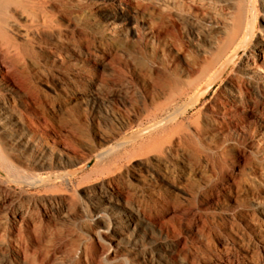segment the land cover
I'll return each mask as SVG.
<instances>
[{"label":"rangeland","instance_id":"obj_1","mask_svg":"<svg viewBox=\"0 0 264 264\" xmlns=\"http://www.w3.org/2000/svg\"><path fill=\"white\" fill-rule=\"evenodd\" d=\"M62 1L55 0L61 6L59 11L51 10L61 20L60 37L40 36L33 43L38 53V72L41 71L37 75L32 71L31 81L37 86L40 97L28 112L33 123L26 136L29 145L26 149L16 147V151L11 152L0 136V152L15 164L20 176L22 173V176L39 174L45 177L39 185L17 184L0 170V264H151L149 260L157 245H165L168 239L156 228L148 233H134L128 229L122 207H131L143 218L153 219L161 211L157 202L164 199L176 207L179 205L180 209L195 206L201 214H206L203 217L206 220L199 228V238L188 239L183 235L185 245L168 254L167 264H211L203 254L205 247L213 251L221 250L223 246L230 248L231 255L238 251V255L250 264H264V254L255 247L249 231L252 222L264 223V181L260 179L264 174V145L256 144L253 149L240 143L236 150L215 160L211 172L201 153L191 157L180 152L164 160L166 170H158L136 150L140 145L138 138L160 126L145 129V134L139 136L138 128L151 122L150 118H144L138 124L137 121L132 123L118 137L119 142H131L124 149V153L130 154L126 153L115 167L109 166L115 155L104 161L95 160L84 149V143L99 149L100 133H112L104 119L113 126L115 120L105 110L132 116L127 103L137 105L141 94L133 72L138 69V63L179 64L186 55L187 58L197 57V49L206 48V40L215 36V27L196 11L171 8L164 0H137V3L141 2L143 19L127 12L117 1L81 0V8L74 7L73 0ZM212 2L220 8L225 6L220 0ZM253 5L255 39L260 37L259 33L264 34V11L260 9L259 1L255 0ZM156 23L163 25L161 30L165 28L167 34L159 40L151 33V27ZM199 33L205 39L198 36ZM230 70L212 85L201 105L185 114L189 123L197 120L203 105L230 92V81H239L236 73L229 74ZM208 79L198 85L207 83ZM239 86L238 103L261 118L250 126V137L262 141L257 129L264 127V98L251 86ZM4 99L8 100L9 108L24 111L21 103L24 97L9 93ZM186 101L187 97L181 103ZM179 120L186 123L182 118ZM20 154L27 159L25 164L20 161ZM67 154L80 157L81 165L66 167L62 171L66 178L62 181L57 177L49 178L52 172L58 171L54 162ZM222 171L226 172L227 181L220 174ZM208 176L211 187L223 186L212 191L215 195L206 188ZM142 179L150 180L151 189H144ZM181 191L189 195L188 202L179 198ZM100 192L112 195L120 206V209L116 205L110 206L111 216L104 217L107 221L109 218L119 220L120 236L115 231L105 235L100 244L109 248L106 243H110L116 254L112 252V256H106L98 249L92 263L83 255L82 242L95 241L94 208L106 206ZM209 194L212 198L201 207L199 203Z\"/></svg>","mask_w":264,"mask_h":264},{"label":"bare ground","instance_id":"obj_2","mask_svg":"<svg viewBox=\"0 0 264 264\" xmlns=\"http://www.w3.org/2000/svg\"><path fill=\"white\" fill-rule=\"evenodd\" d=\"M109 1H117L125 6L127 12L134 16H140L143 19V15L141 14L142 8L140 9L141 4H139L141 2L137 3V0ZM164 1L171 8L194 10L205 16L215 27V36L206 40V48L197 49L199 56L187 58L186 55L185 58L181 59V62L179 61V64H166L162 61L153 62L149 65L144 62L138 63V69H133V72L135 79L139 83L141 94L140 102L137 105L127 103L129 104L128 109L133 112L132 116L123 112L114 114L110 109L105 110L115 120V126H113L109 121L104 119L105 125L109 127L112 133L108 134L105 131L100 133L99 149H95L88 143H84V149L95 160H103L115 155L116 158L113 157L115 158L113 163L108 164L115 167L128 154L127 151L124 153V149L131 143L129 140L128 142H119L117 139L120 134L128 129L132 123L137 121L138 124L141 119L150 118L151 122L148 125L138 128L139 136L145 134L143 133L145 129H150L156 125L160 126L152 133L138 138L140 145L136 150H138L139 156H145L148 163L154 168L166 170L167 167L164 160L168 157H175L179 152L188 154L191 157L201 153L206 167L211 172L214 164H216L215 160L218 161V158H223L225 155L236 150L240 143H246L253 149H255L254 145L256 144L258 146L264 145L263 126H259L257 129L259 136L262 137V141H255L256 139L251 138L249 133L250 126L254 122L258 123V120L261 118L242 107L237 100L238 95H240V84L255 88L264 98V34L259 33L260 37L253 38L254 23L256 21L253 5L255 0L251 3V0H220L224 3V8L217 7L218 4L216 6L212 0ZM258 1L260 2V9L264 11V0ZM81 2V0H73L71 4L76 8H81ZM157 3L159 2L157 1ZM164 7L167 6L164 5ZM55 9L58 11L61 9V6L55 0H0V136L3 137V141L11 152H14L16 147L26 149L29 145L26 136L33 123L28 112L31 111L32 105L36 104L40 97L37 86L31 81V72L36 71L34 74L37 75L39 69L37 61L38 53L34 50L33 43L36 37L40 36L54 39L55 37L57 39L60 37L62 23L60 22L61 20L59 21L52 14L51 10ZM84 13L87 14L86 12ZM161 26L159 23L153 24V27L150 26L151 33L158 40L167 36L164 31L165 28L161 30ZM202 33H199L198 36L205 39ZM229 69H231L229 74L236 73L239 76L240 84H237L239 81L237 83L230 81L228 83L230 92L223 96V98H212V101L203 105L201 108L202 112L201 114L200 112L198 113L199 117L197 116V120L189 123V120L184 117L185 114L189 110H193L201 105L212 85L216 84ZM205 78H209L208 82L198 85ZM9 93L19 95L20 98H25L21 101L25 107L24 111L18 109L16 111L9 108L8 100L4 99V96ZM185 97H187V101L181 103ZM180 118L184 119L186 123L179 120ZM256 150L260 151L259 149ZM67 151L71 152L70 150ZM80 155V157H84L83 154ZM80 157L67 154L63 158H59L53 164L58 171L55 170L48 177L54 179L57 177L59 181L64 180L66 176L63 175L62 171L66 170L65 168L68 166L81 165ZM20 161L25 164L27 159L21 156ZM112 167H109V169H112ZM0 170L5 177L17 184L39 185L45 179L44 176H40L39 174L28 177L26 174V176H22L23 174L21 173L20 176V172L18 173L15 164H12L9 158L1 152ZM220 174L223 179L226 180L228 178L225 171H222ZM261 176L260 179L263 182L264 174ZM210 178L208 176L205 183L206 188L210 189L209 191L215 192L223 187L221 184L211 187L212 182ZM141 183L144 189H151L150 180L142 179ZM100 193V197L106 206L100 205L94 208L93 222L95 223V231L93 236L95 237V241L90 243L87 241L82 242L83 255L86 258L88 257L92 263L98 254V249H101L102 252L104 251L106 256H109L112 252L116 254L114 249L110 247V243H106L109 248H105L103 247L104 245L100 244L105 235H108L111 231H115L120 236L119 220L115 221L113 218H109V221L104 220V217H108V214L111 216L109 213L110 206L116 205L118 209H120V206L112 195L105 192ZM179 195V198L183 202H188L189 195L187 192L181 191ZM213 195L215 194L213 193ZM211 196L210 194L209 196L207 195L205 201H201L199 205L201 207L205 206L208 203L207 200L212 198ZM167 200L164 199L157 202L161 211L159 216H155L153 219L143 218L138 211L131 207H122L126 213L125 219L128 229L134 233H138L139 231H147L148 233L151 229L156 228L164 233L166 240L168 239V243L165 245H157L154 254L148 252L152 254V257L150 256L151 261L149 260V262H152L151 264H167L169 259H167L168 254L172 253L174 249L185 245L186 237L188 239L199 238L200 225L206 220H203L206 214H201L200 210L196 209L195 206H191L190 201L189 206L191 207L180 209L178 208L179 205L176 207V205L174 206L173 203ZM252 223L249 224V231L253 235L254 245L258 251L264 254V223H260V221L256 224ZM233 243L238 244L234 240ZM201 247L203 248V246ZM195 249L200 250L199 247ZM228 249L230 248L223 246L221 250L216 249L211 251L205 247L203 254H206L208 258L206 260H209L211 264H250L245 257L238 255V249L236 250V255H231Z\"/></svg>","mask_w":264,"mask_h":264}]
</instances>
